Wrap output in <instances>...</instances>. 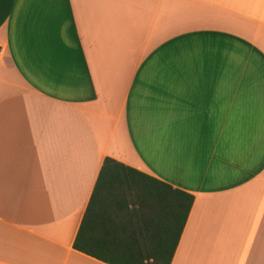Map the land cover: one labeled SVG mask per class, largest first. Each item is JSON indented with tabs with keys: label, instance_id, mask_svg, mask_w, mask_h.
Wrapping results in <instances>:
<instances>
[{
	"label": "crops",
	"instance_id": "obj_1",
	"mask_svg": "<svg viewBox=\"0 0 264 264\" xmlns=\"http://www.w3.org/2000/svg\"><path fill=\"white\" fill-rule=\"evenodd\" d=\"M107 157L112 230L169 185L171 264H264V0H0V264H109L73 247Z\"/></svg>",
	"mask_w": 264,
	"mask_h": 264
},
{
	"label": "trees",
	"instance_id": "obj_2",
	"mask_svg": "<svg viewBox=\"0 0 264 264\" xmlns=\"http://www.w3.org/2000/svg\"><path fill=\"white\" fill-rule=\"evenodd\" d=\"M131 170L125 164L107 157L104 159L95 189L85 210L73 247L109 264H171L187 222L194 196L180 189L165 186L159 193V223H154V237L137 238L126 234L125 226H113L103 221L104 204L117 200L118 188L113 187L119 170ZM105 193V194H103ZM104 195V196H103ZM129 201L131 200H128ZM140 207L142 202L139 203ZM99 209V211H96ZM155 216V213H154ZM109 218V217H108ZM120 227L121 232L116 228ZM112 230V232H110Z\"/></svg>",
	"mask_w": 264,
	"mask_h": 264
}]
</instances>
